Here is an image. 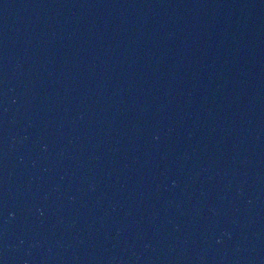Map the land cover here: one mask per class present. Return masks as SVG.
Returning a JSON list of instances; mask_svg holds the SVG:
<instances>
[{
  "label": "water",
  "instance_id": "95a60500",
  "mask_svg": "<svg viewBox=\"0 0 264 264\" xmlns=\"http://www.w3.org/2000/svg\"><path fill=\"white\" fill-rule=\"evenodd\" d=\"M0 264H264V0H0Z\"/></svg>",
  "mask_w": 264,
  "mask_h": 264
}]
</instances>
